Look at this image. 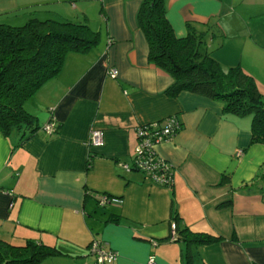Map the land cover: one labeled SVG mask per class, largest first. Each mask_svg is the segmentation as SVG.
Returning <instances> with one entry per match:
<instances>
[{"label":"crops","instance_id":"1","mask_svg":"<svg viewBox=\"0 0 264 264\" xmlns=\"http://www.w3.org/2000/svg\"><path fill=\"white\" fill-rule=\"evenodd\" d=\"M140 1L0 0L3 22L34 4L98 32L28 96L38 128L25 137L0 132V233L62 252L35 264H145L150 255L153 264H264V141H249L248 113L224 111L198 92H165L172 77L147 57ZM163 2L175 35L213 30L208 48L219 64L258 76L259 60L245 54L263 48L264 0ZM170 115L180 127L155 150L169 162L171 182L121 168L118 161L132 158L135 127ZM50 119L53 132L42 128ZM92 128L102 130L101 145L87 144ZM185 227L217 238L186 242L178 233ZM92 239L114 258L97 261Z\"/></svg>","mask_w":264,"mask_h":264},{"label":"trees","instance_id":"2","mask_svg":"<svg viewBox=\"0 0 264 264\" xmlns=\"http://www.w3.org/2000/svg\"><path fill=\"white\" fill-rule=\"evenodd\" d=\"M164 0H141L136 21L147 42V57L168 72L172 80L165 92L185 89L219 99L224 111L250 115L249 141H264V97L252 75L239 64L223 68L206 47L216 33L189 30L177 36L165 16ZM34 6V7H31ZM41 8L28 5L20 12L23 23L0 21V132H21L25 137L38 125L23 101L59 69L68 50H85L96 42L98 32L84 21L53 16L38 17ZM264 179V167L261 170ZM186 242H204L217 237L181 228ZM176 236V235H175ZM62 253L54 245L24 237L18 242L0 236V264H35L46 255Z\"/></svg>","mask_w":264,"mask_h":264},{"label":"built area","instance_id":"3","mask_svg":"<svg viewBox=\"0 0 264 264\" xmlns=\"http://www.w3.org/2000/svg\"><path fill=\"white\" fill-rule=\"evenodd\" d=\"M107 73L111 76H115L117 70L113 67L107 69ZM180 127L179 120L170 115L166 117L162 122L151 121L138 124L135 127L136 143L134 146V152L129 162L120 160L118 164L124 170L137 169L142 171L145 176L150 180L168 185L171 182V170L169 162L159 155L155 150V145L164 139H168L172 136ZM43 130L47 132H53L55 126L50 120L46 121L43 126ZM102 130L100 128H92L89 131L87 144L92 146L101 145ZM99 202L104 203L109 198L106 195L98 196ZM175 223L170 224V237H175ZM89 251H91L96 260L99 262H109L114 258V252L104 248L102 241L92 239L89 242ZM145 264H153V256H148Z\"/></svg>","mask_w":264,"mask_h":264},{"label":"rangeland","instance_id":"4","mask_svg":"<svg viewBox=\"0 0 264 264\" xmlns=\"http://www.w3.org/2000/svg\"><path fill=\"white\" fill-rule=\"evenodd\" d=\"M32 5H34V4H32ZM31 7H34V6H31ZM35 15L36 16H38V17H44V16H47V15H50V13H48V12H46V11H39V12H36L35 13ZM11 17L10 18H12L11 19V21H9V23H15V24H20V23H23L25 20H26V14H24V13H19V14H13V15H10ZM58 18H65V19H67V16H57ZM69 19V18H68ZM5 21V20H4ZM210 43H213V42H207V45H206V47L208 48V45L210 44ZM262 49L261 50H258L257 51V54H253V55H251L248 51L246 52V54H245V57H249V60H253V58H256L257 60H259L258 62H257V70H255L256 71V73H258V76H255L254 77V75L253 74H251L253 77H254V79L256 80L255 82L257 83V84H259V86H260V88H258L259 89V91L261 92V95L264 97V54H261L262 52L264 53V45H262ZM209 49V48H208ZM238 53V52H237ZM242 55H243V57H244V51L242 52ZM238 57V56H237ZM259 63V64H258ZM260 67V68H259ZM258 86V85H257ZM28 98V97H27ZM25 99L24 101H23V107L27 110V111H29V109H27V108H30V107H32V103H31V101L29 100V99ZM30 112V111H29ZM30 113H32V112H30ZM17 133H18V131H16ZM12 134H14V132L13 133H8L6 136H10V135H12ZM0 229H1V227H0ZM0 236L1 237H3V239H6V240H8V241H13V242H18V241H20V239H18V238H15V237H9V236H3V234L2 233H0Z\"/></svg>","mask_w":264,"mask_h":264}]
</instances>
